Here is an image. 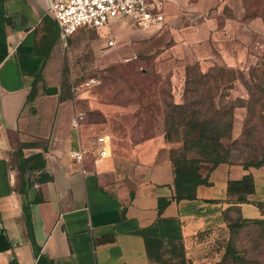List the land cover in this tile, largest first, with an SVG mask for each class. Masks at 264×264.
Here are the masks:
<instances>
[{
  "label": "crops",
  "instance_id": "0c3cea01",
  "mask_svg": "<svg viewBox=\"0 0 264 264\" xmlns=\"http://www.w3.org/2000/svg\"><path fill=\"white\" fill-rule=\"evenodd\" d=\"M48 6L49 0H0V264H155L145 237L181 241L185 264H214L200 236L224 225L227 182L251 173L255 192L248 199L263 201L264 167L220 163L209 173L210 184L197 187L196 199L177 201L163 132L132 145L123 159L98 157L95 140L103 134L94 136L82 122L75 127L72 101L60 97L65 42ZM240 15L233 34L228 18L219 27L200 16L197 39L195 29L183 25L181 47L196 40L199 49L189 55L198 61L213 58L211 47L221 44L234 48L228 54L243 48L246 55L264 20ZM166 17L179 36L174 15ZM54 87L56 93L47 92ZM79 148L87 151L82 162L71 157ZM19 151L25 158L40 153L44 168L28 177ZM41 170L48 179L39 182ZM240 210L245 218L261 217L253 203Z\"/></svg>",
  "mask_w": 264,
  "mask_h": 264
},
{
  "label": "rangeland",
  "instance_id": "374dc122",
  "mask_svg": "<svg viewBox=\"0 0 264 264\" xmlns=\"http://www.w3.org/2000/svg\"><path fill=\"white\" fill-rule=\"evenodd\" d=\"M251 1L249 9L244 0H166V16L174 15L179 36L172 34L174 25L166 23L154 33L134 27L129 18L99 30L79 29L63 45L61 92L70 97L75 113L84 115L81 122L94 136H110L109 156L123 159L132 145L160 132L172 157L191 156V138L209 123L222 134L218 148L226 163L262 160L264 167L262 28L246 55L243 48L228 54L234 48L221 44L212 46L214 57L203 61L189 55L199 49L198 42L184 46V51L180 37L183 25L191 31L203 15L214 18L219 27L230 19L232 34L239 14L242 19L256 14L264 19V0ZM191 35L197 39L196 29ZM91 78L96 83L87 85ZM210 164L204 162L203 169ZM228 215L235 217L234 212ZM221 217L224 225L200 236L214 264H264V215L258 218L262 222L244 221L233 228L223 213ZM227 246L239 254L238 260Z\"/></svg>",
  "mask_w": 264,
  "mask_h": 264
},
{
  "label": "trees",
  "instance_id": "16d2710c",
  "mask_svg": "<svg viewBox=\"0 0 264 264\" xmlns=\"http://www.w3.org/2000/svg\"><path fill=\"white\" fill-rule=\"evenodd\" d=\"M248 1L247 3L252 4L251 0ZM250 4L248 5L250 6ZM83 28L86 27H82L80 29ZM57 90L58 89L54 87L47 89V92L53 94L56 93ZM59 91L61 100H67L68 98H70L65 96L61 92V88ZM208 126L211 131L207 133L206 130L209 129H207L206 127ZM201 128L202 130L199 132V134L191 138L194 141V145L191 146L194 155L192 154L191 156L172 157L170 148H168L169 158L173 171V194L175 200L177 201L183 199H196L197 187L199 185H209V173L220 163H226L223 154L218 148L219 139L220 137H222V134L216 130V126L211 128L209 123H205ZM164 133L166 138L168 133L167 131H164ZM190 134L191 133H187L186 136H189ZM19 155L23 173L27 174L28 177H30V173H32V171L44 168V159L42 158V155L40 153L32 154L25 158L19 151ZM204 162L211 163L210 166L206 168V170L203 169ZM240 165H242L244 169H248L250 167L258 168L263 165V161L260 160L253 163H244ZM46 179H48L47 174H45L41 170V176H39L37 180L39 182H42ZM254 192L255 185L251 173L245 174L241 179L229 180L227 182L226 201L227 203H229V206L226 207L222 211V213L225 221L228 222V226L230 228L237 227L244 221L262 222V220L258 218H245L241 215L240 204L242 203H253L261 212V216L264 215V200L254 202L248 199V196L253 194ZM23 210L27 230L30 238L33 240L29 207L25 206ZM229 212L235 213L234 219L228 215ZM144 243L146 254L149 260L154 262L155 264H185V250L181 241L164 240L162 238L156 237H145ZM228 247L229 246H227V250L231 253V255L235 257V260H238L239 254H236L234 251L230 250V247Z\"/></svg>",
  "mask_w": 264,
  "mask_h": 264
},
{
  "label": "built area",
  "instance_id": "2783aa9c",
  "mask_svg": "<svg viewBox=\"0 0 264 264\" xmlns=\"http://www.w3.org/2000/svg\"><path fill=\"white\" fill-rule=\"evenodd\" d=\"M166 0H49L48 14L57 22L60 38L67 39L82 27L99 30L114 20L129 18L133 26L142 31L160 32L167 23L165 12ZM109 45L113 41L109 40ZM91 78L87 85L95 84ZM84 118L82 113H75L72 124L79 126ZM95 152L98 157L110 154L111 140L108 134L96 137ZM87 151L79 148L71 152V157L82 162Z\"/></svg>",
  "mask_w": 264,
  "mask_h": 264
}]
</instances>
